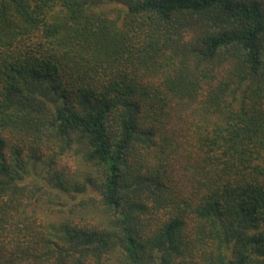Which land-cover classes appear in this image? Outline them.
I'll return each mask as SVG.
<instances>
[{
	"label": "trees",
	"instance_id": "16d2710c",
	"mask_svg": "<svg viewBox=\"0 0 264 264\" xmlns=\"http://www.w3.org/2000/svg\"><path fill=\"white\" fill-rule=\"evenodd\" d=\"M0 264H264V0H0Z\"/></svg>",
	"mask_w": 264,
	"mask_h": 264
},
{
	"label": "rangeland",
	"instance_id": "374dc122",
	"mask_svg": "<svg viewBox=\"0 0 264 264\" xmlns=\"http://www.w3.org/2000/svg\"><path fill=\"white\" fill-rule=\"evenodd\" d=\"M71 165L73 166V163ZM72 168H74V167H72ZM56 208H61L62 209L63 207L59 206V207H56Z\"/></svg>",
	"mask_w": 264,
	"mask_h": 264
}]
</instances>
